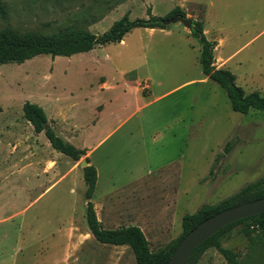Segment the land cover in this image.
Here are the masks:
<instances>
[{
    "label": "rangeland",
    "instance_id": "obj_1",
    "mask_svg": "<svg viewBox=\"0 0 264 264\" xmlns=\"http://www.w3.org/2000/svg\"><path fill=\"white\" fill-rule=\"evenodd\" d=\"M0 1V27L51 32L77 23L95 34L125 12L165 17L179 7L202 20L215 43L214 65L245 92L264 93V0ZM121 40L0 64V264H136L128 245L100 243L89 233L83 161L97 170L90 200L101 225H138L152 251L178 236L183 214L264 175V113L231 109L225 90L202 73L190 28L137 27ZM25 101L84 150L78 160L33 131ZM228 139L230 151L214 163ZM219 240L239 260L264 264V247L251 245L238 227ZM189 264L226 261L209 247Z\"/></svg>",
    "mask_w": 264,
    "mask_h": 264
},
{
    "label": "trees",
    "instance_id": "obj_2",
    "mask_svg": "<svg viewBox=\"0 0 264 264\" xmlns=\"http://www.w3.org/2000/svg\"><path fill=\"white\" fill-rule=\"evenodd\" d=\"M179 14L184 16L179 7L173 8L165 17L154 16L147 10V17L129 18L125 12L115 20L110 27L95 34L85 25L69 23L56 28L51 32L27 30L17 31L10 26L0 27V64L21 63L26 59L39 54L70 56L79 52H86L96 44L118 42L133 28H163L160 19ZM0 16L6 17V9L0 1ZM190 33L197 38L200 44L199 63L202 73L221 86L229 99L233 111L247 114L251 109L264 113V93L258 91L245 92L242 87L234 82V75L224 67L214 65L213 49L215 43L206 38L201 19H191ZM24 118L31 124L34 132H43L53 149L64 154L72 160H78L84 153L83 149L75 147L62 139L47 124L46 115L36 103L25 101L22 104ZM232 146V140L228 139L217 154L214 163H217L224 154L228 153ZM82 177L85 183V220L92 237L100 243L113 245H128L133 252L136 264H166L180 239L201 220L217 213L218 211L244 201L264 196V175L251 181L229 196L214 204H203L193 213H185L181 218L182 230L178 236L165 246L155 251L149 248L148 241L138 225H122L114 228H105L97 219L93 203L90 200L97 178L95 167L87 161L82 167ZM212 173V168L209 170ZM238 227L240 232L248 237L251 245L264 247V212L240 218L224 225L211 236L199 243L190 253L187 264L194 262L200 254L209 247L216 248L222 255L226 264H250L237 258L234 251L222 247L219 235L228 229Z\"/></svg>",
    "mask_w": 264,
    "mask_h": 264
},
{
    "label": "water",
    "instance_id": "obj_3",
    "mask_svg": "<svg viewBox=\"0 0 264 264\" xmlns=\"http://www.w3.org/2000/svg\"><path fill=\"white\" fill-rule=\"evenodd\" d=\"M160 22L163 25L180 22L187 28L191 26V19L179 14L161 18ZM81 164L84 167L87 162L83 161ZM260 212H264V196L222 209L201 220L180 239L167 259L166 264H187L191 251L204 239L228 223Z\"/></svg>",
    "mask_w": 264,
    "mask_h": 264
},
{
    "label": "crops",
    "instance_id": "obj_4",
    "mask_svg": "<svg viewBox=\"0 0 264 264\" xmlns=\"http://www.w3.org/2000/svg\"><path fill=\"white\" fill-rule=\"evenodd\" d=\"M203 31H204V28H203ZM205 34V33H204ZM119 42H122V40H120ZM214 48H215V46H214ZM214 50V49H213ZM112 131V130H111ZM111 131H108L105 135H103V136H101L100 138H99V140L96 142V144H95V147H97L101 142H103L106 138H107V136L110 134V132ZM80 149H82V148H80ZM96 169V168H95ZM96 174H97V170H96ZM96 214V213H95ZM97 217V216H96ZM98 219V218H97ZM99 220V219H98Z\"/></svg>",
    "mask_w": 264,
    "mask_h": 264
}]
</instances>
